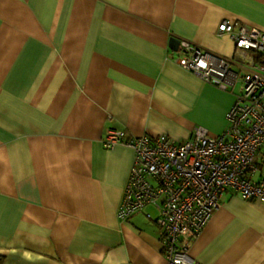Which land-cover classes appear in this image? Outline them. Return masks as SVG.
Returning <instances> with one entry per match:
<instances>
[{
	"label": "crops",
	"instance_id": "obj_1",
	"mask_svg": "<svg viewBox=\"0 0 264 264\" xmlns=\"http://www.w3.org/2000/svg\"><path fill=\"white\" fill-rule=\"evenodd\" d=\"M224 21L264 32V0H0V264H167L157 210L118 215L133 148L104 140L221 135L239 83L177 57L186 43L233 57ZM190 254L264 264V201L223 192Z\"/></svg>",
	"mask_w": 264,
	"mask_h": 264
},
{
	"label": "built area",
	"instance_id": "obj_2",
	"mask_svg": "<svg viewBox=\"0 0 264 264\" xmlns=\"http://www.w3.org/2000/svg\"><path fill=\"white\" fill-rule=\"evenodd\" d=\"M218 32L232 38L233 57L186 43L177 61L221 90L241 84L221 135L196 126L184 140L144 134L123 141L124 132L112 129L104 140L107 148L120 142L133 148L118 215L125 221L154 207L167 264H200L190 254V243L210 222L223 192L264 201V32L228 21Z\"/></svg>",
	"mask_w": 264,
	"mask_h": 264
},
{
	"label": "water",
	"instance_id": "obj_3",
	"mask_svg": "<svg viewBox=\"0 0 264 264\" xmlns=\"http://www.w3.org/2000/svg\"><path fill=\"white\" fill-rule=\"evenodd\" d=\"M180 44H181L180 40H178L175 37H172L171 38V40H170V46H171L172 49L178 50Z\"/></svg>",
	"mask_w": 264,
	"mask_h": 264
},
{
	"label": "rangeland",
	"instance_id": "obj_4",
	"mask_svg": "<svg viewBox=\"0 0 264 264\" xmlns=\"http://www.w3.org/2000/svg\"><path fill=\"white\" fill-rule=\"evenodd\" d=\"M238 86L241 87V84L239 83Z\"/></svg>",
	"mask_w": 264,
	"mask_h": 264
}]
</instances>
